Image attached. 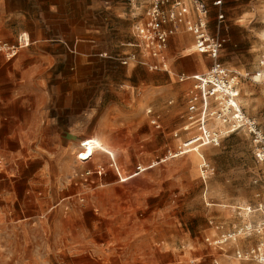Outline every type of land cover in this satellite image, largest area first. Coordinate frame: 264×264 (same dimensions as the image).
Segmentation results:
<instances>
[{
  "label": "rangeland",
  "instance_id": "obj_1",
  "mask_svg": "<svg viewBox=\"0 0 264 264\" xmlns=\"http://www.w3.org/2000/svg\"><path fill=\"white\" fill-rule=\"evenodd\" d=\"M109 4L60 0L42 11L34 0H0V39L13 44L27 32L31 40L13 58L0 54V110L20 119L0 124V145H19L0 165L10 196L0 203L2 264H261L234 255L264 241L256 230L264 227V165L249 137L224 133L218 145L169 156L195 131L183 130L188 87L178 75L203 73L213 60L199 55L202 70L187 69L192 41L179 33L167 57L175 78L123 65L120 58L137 50L128 46L134 27L124 10L110 16ZM251 6L245 31L264 55V0ZM42 16L50 18L45 26ZM223 19L230 38L218 60L242 74L239 104L264 131V109L257 112L250 100L252 87L264 84L263 74L253 78L261 61ZM148 109L161 117L160 129ZM210 124L217 128V121ZM16 125L18 139L5 136ZM94 136L112 157L97 151L87 162L77 159L78 143ZM192 152L201 153V163L190 160ZM138 164L145 169L133 175ZM203 164L213 173L205 176ZM225 232H235L234 239L208 244Z\"/></svg>",
  "mask_w": 264,
  "mask_h": 264
},
{
  "label": "built area",
  "instance_id": "obj_2",
  "mask_svg": "<svg viewBox=\"0 0 264 264\" xmlns=\"http://www.w3.org/2000/svg\"><path fill=\"white\" fill-rule=\"evenodd\" d=\"M142 1L126 0L134 15L141 10L142 6H144V14L143 19L133 25L135 41L131 46L137 50L120 58L123 65L131 63L145 66L150 71L169 72V62L166 59L168 42L171 36L179 33L191 34L195 51L206 54L213 60L211 66L203 73L178 75L180 82H190L185 95L187 111L183 130L188 131L190 126H193L195 131L181 141L175 150L169 151V156L182 155L202 145H218L224 133L243 132L252 143L255 159L264 165V131L258 127L254 119L246 116L239 104L238 83L242 74L237 71H228L218 60L226 38L221 35L219 27L216 32L210 31L208 4L204 0ZM214 4L220 5L221 1L217 0ZM222 19L223 15L220 13L218 20ZM28 43L27 33H21L13 44L1 41L0 54L3 53L7 59L13 58ZM147 113L150 124L160 129V117L151 114V110H147ZM211 121H217V128L210 126ZM109 155L112 157L111 153ZM111 165L114 166L119 180L125 181L127 177L120 178L117 167ZM136 168L133 175L145 169L140 164ZM201 170L205 176L214 171L209 164H203ZM93 171H95V177L99 178L104 170L99 167ZM90 173L91 171H86L85 175ZM94 180L95 178L92 179V183H95ZM209 223L216 229L223 228V226L214 225L212 221ZM259 227L256 230L264 233V227ZM234 236L235 232H225L218 238H207V242L209 245H222L229 239H234ZM234 255L237 258L250 259L264 264V241L249 249H236Z\"/></svg>",
  "mask_w": 264,
  "mask_h": 264
},
{
  "label": "crops",
  "instance_id": "obj_3",
  "mask_svg": "<svg viewBox=\"0 0 264 264\" xmlns=\"http://www.w3.org/2000/svg\"><path fill=\"white\" fill-rule=\"evenodd\" d=\"M144 1L145 0H143L142 2H144ZM204 1L208 4L209 10H210V13H209V28L211 29L210 18L212 17V13L215 12L216 13L215 14L216 15V20L214 22V28L218 29V27H219L221 29L220 30L221 35L224 36L226 38V40H229L230 34L226 30L228 28L227 23L224 21V19L223 20H218V15L220 13L223 16L226 15V19L229 21L230 25L231 24L235 25V26H237L240 29L238 31L239 35H240V38L244 42L248 41L250 43V51L252 52V55L257 60L261 61V66H260V63H259V66L257 67V70H256L255 74L257 75V73H259L257 76H262V74L264 75V72L261 69L263 67V65H264V61H263V65H262V59L264 58V55L261 53L260 50H256L254 48V40L252 38V33H247V31H245V30L248 29L247 26H246L247 22H245V21H247V19H249V15H251V13L255 11V8L253 6H251V4H254L255 6L259 5L260 0H250V1L249 0H226L225 2H224V0H220L221 1L220 5H215L214 4V2L217 1V0H204ZM10 3L11 2H8V5ZM34 3L40 4L42 11H45V10L50 11L52 7H56V5H58V3H60V0H34ZM126 4H127L126 0H111V4H109L107 13L110 16L114 17V15H116V14H118L121 11L124 10L122 15H125V16H123V17H126V19H128V21H129V23L132 24V25H134L138 20H142L143 19V14H144L143 8H144V6H142L141 10L138 11L136 13V15H134L131 12L130 9L129 10H130L131 13L125 12V10L127 9ZM14 5H16V4H14V2L10 4V6H12V7ZM134 18H136V20ZM47 20L48 21L50 20L49 16H46V17L42 16V17L38 18V22H39V24H42V26H45V21H47ZM181 34L188 35L189 39H191V41H192V46H193V39H192L191 34H188V33H181ZM27 35L29 36L28 33H27ZM87 35L90 36V37H95L96 36L94 34H87ZM177 35L178 34L173 35L169 39L168 48H167V51H166V59L168 57L169 46H170V44H174V37L177 36ZM1 41H3V40L0 39V42ZM36 42H37V40H33L32 41V43H36ZM30 43H31V40H30V37H29L28 45H26V46H24L22 48L28 47L30 45ZM132 43L133 42H129L128 46H131ZM132 51H133V49H131L130 52H132ZM189 51H191L190 48H189ZM130 52H128V53H130ZM196 53H198V52H196ZM198 54L199 55H203V56H208L206 54H201V53H198ZM186 66H187V69H189V70L198 69L197 65L193 62V60L191 58V54H190V57H188V64ZM183 83H186L187 87H189V85H190V82H183ZM250 100H251V106L256 108L257 112H259L260 110L264 109V84L263 83L262 84H258V85L255 84L252 87L251 94H250ZM21 106L25 107L26 105L23 104ZM27 107H28V105H27ZM147 116L149 118V115H147ZM27 117L28 118L25 119V121L28 122L31 119V115H27ZM40 117L44 118L45 115L41 114ZM3 121L15 124V123H19L20 119L18 118V115L14 114L13 112L7 113V111L0 110V124H2ZM14 129H15V131H14ZM17 133H18V129H17V125H16L15 128H13V126H12L10 131H5V136L8 134V136H10L11 139L17 140L18 139ZM2 139H4V137ZM2 139H1V141H2ZM4 142L6 144L5 140H4ZM17 151H19V145L17 143H15L14 146L11 144L8 147H6V146H3L2 142H1V145H0V165H2L4 163L3 159H4L5 155L6 156L12 155L13 153H15ZM7 190H8V186L6 184V181L4 180V178H0V203H2L3 200H6V199H8V197H10L9 194H8L9 191H7ZM1 225H2V217H1V213H0V247L2 245L1 244V240H2L1 239V228H2ZM0 264H2L1 257H0Z\"/></svg>",
  "mask_w": 264,
  "mask_h": 264
},
{
  "label": "bare ground",
  "instance_id": "obj_4",
  "mask_svg": "<svg viewBox=\"0 0 264 264\" xmlns=\"http://www.w3.org/2000/svg\"><path fill=\"white\" fill-rule=\"evenodd\" d=\"M262 34L264 36V29L262 31ZM192 53H191V58L193 62L197 65V70H202V67L200 65V57L199 54L194 51V47L190 48ZM170 76L172 78H175L176 76V69L172 66L169 67V72ZM260 76H257L256 74H253V78L259 79ZM79 148L81 149L77 155V159L87 162L90 159L94 157V154L97 151H102L105 153L110 154L111 151L103 144V142L98 138V137H89L81 140L78 143ZM200 152H192L190 154V160L196 165L198 163H201L200 161L202 160Z\"/></svg>",
  "mask_w": 264,
  "mask_h": 264
}]
</instances>
